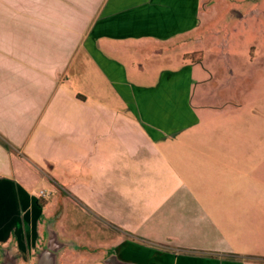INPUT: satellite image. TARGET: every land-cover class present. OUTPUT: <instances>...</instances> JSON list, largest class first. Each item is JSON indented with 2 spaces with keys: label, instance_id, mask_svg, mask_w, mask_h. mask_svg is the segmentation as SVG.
<instances>
[{
  "label": "crops",
  "instance_id": "crops-1",
  "mask_svg": "<svg viewBox=\"0 0 264 264\" xmlns=\"http://www.w3.org/2000/svg\"><path fill=\"white\" fill-rule=\"evenodd\" d=\"M199 6L200 0H0V258L9 250L20 264L36 259L47 238V210L67 243L56 264L94 253V264L112 255L117 264H264V249L217 245L232 221L220 217L219 207L249 187L246 152L232 147L234 135L216 131L226 122L193 104L198 72L184 63L151 69L167 51L163 44L172 50L197 26ZM64 76L72 83L63 92L78 103L54 100ZM89 94L94 109L103 106V120L75 117L76 104L93 100ZM97 126L99 133L89 131ZM77 153L86 157L90 190H103V216L95 213L103 240L95 234L83 243L60 229L70 179L52 178L50 201L37 196L45 170ZM205 239L214 245H202Z\"/></svg>",
  "mask_w": 264,
  "mask_h": 264
},
{
  "label": "rangeland",
  "instance_id": "rangeland-1",
  "mask_svg": "<svg viewBox=\"0 0 264 264\" xmlns=\"http://www.w3.org/2000/svg\"><path fill=\"white\" fill-rule=\"evenodd\" d=\"M197 16V26L177 39L176 45L171 46L172 50L167 44L161 46L167 51L156 55L150 62L153 64L151 69L158 73L184 63L199 73L200 81L196 77L192 80L193 104L207 105L206 111L215 120L226 122L215 129L219 134L228 133L236 137L232 147L237 152H246V172L250 173L246 179L249 187L240 191L236 189L233 192L234 203L219 207L220 217L229 214L232 221L230 230L224 229L230 237L217 238V245L235 250L264 249V0H200ZM198 53L201 54L200 60H193ZM177 54L181 57H176ZM74 56L77 57L78 53ZM92 79L100 81L96 75H92ZM61 82L60 94L54 95V100L59 96V101L66 103L71 99L63 89L72 83V79L64 76ZM52 95L48 101L52 100ZM88 96L93 100H88L83 106L76 104L75 117L103 120V106L94 109L98 102L94 95ZM228 118L231 124L227 122ZM89 131L99 133V126L90 127ZM76 132L83 134L85 131L83 127H77ZM80 154L56 159L53 168H45L47 177L42 185L49 192L46 198L38 199L45 203L50 201L52 178L70 179V196L65 201L66 210L59 227L85 243L94 242L96 239L90 235L95 234L103 240V222L98 217L99 214L103 216V190H90L85 174L86 157ZM43 214V225L48 231L46 226L50 218L47 220V210ZM221 224L226 223L222 221ZM202 245L213 246L214 243L205 239ZM99 256L95 253L88 255L77 264H94Z\"/></svg>",
  "mask_w": 264,
  "mask_h": 264
},
{
  "label": "water",
  "instance_id": "water-1",
  "mask_svg": "<svg viewBox=\"0 0 264 264\" xmlns=\"http://www.w3.org/2000/svg\"><path fill=\"white\" fill-rule=\"evenodd\" d=\"M48 227L45 229L47 233L46 242L36 256V259L31 264H56V257L58 251L67 245V243L60 241L57 236V231L52 226V221H49ZM105 264H117L114 255L109 256L104 260ZM0 264H20L15 254L6 250L0 258Z\"/></svg>",
  "mask_w": 264,
  "mask_h": 264
},
{
  "label": "built area",
  "instance_id": "built-area-1",
  "mask_svg": "<svg viewBox=\"0 0 264 264\" xmlns=\"http://www.w3.org/2000/svg\"><path fill=\"white\" fill-rule=\"evenodd\" d=\"M47 195H48V192H47L45 189H39V190L37 191V196H38L39 198H46Z\"/></svg>",
  "mask_w": 264,
  "mask_h": 264
},
{
  "label": "trees",
  "instance_id": "trees-1",
  "mask_svg": "<svg viewBox=\"0 0 264 264\" xmlns=\"http://www.w3.org/2000/svg\"><path fill=\"white\" fill-rule=\"evenodd\" d=\"M200 58H201V54L198 53L197 57H195L193 60L198 61L200 60ZM37 202L40 203V201H37Z\"/></svg>",
  "mask_w": 264,
  "mask_h": 264
}]
</instances>
